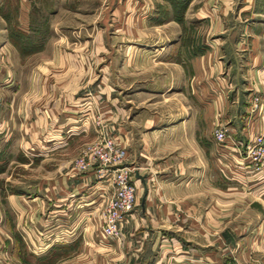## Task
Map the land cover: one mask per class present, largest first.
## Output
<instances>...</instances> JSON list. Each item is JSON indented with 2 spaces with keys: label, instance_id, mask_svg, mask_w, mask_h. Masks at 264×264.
<instances>
[{
  "label": "crops",
  "instance_id": "crops-1",
  "mask_svg": "<svg viewBox=\"0 0 264 264\" xmlns=\"http://www.w3.org/2000/svg\"><path fill=\"white\" fill-rule=\"evenodd\" d=\"M206 2L223 6L206 15L215 27L208 33L221 38L214 36L188 64L180 53L159 77L165 93L181 85L183 96L207 99L212 119L203 129L185 118L162 131L148 128L151 119L136 133L125 131L115 91L106 100L103 80L92 97L95 109L84 113L78 109L83 91L73 80L86 79L87 65L65 56L39 64L48 71L45 85L35 77L32 93L17 85L7 97L16 110L6 104L0 117V259L6 264H264V171L231 161L226 169L212 137L218 124L234 140L264 135V108L250 114V96L264 99V0ZM226 20L231 25L223 29ZM184 37L181 30V44ZM196 43L185 47L194 51ZM105 101H112L106 113ZM100 119H112L127 163L140 174L136 205L118 239L101 232L111 181L74 166L80 151L106 132ZM171 150L180 152L169 156Z\"/></svg>",
  "mask_w": 264,
  "mask_h": 264
},
{
  "label": "rangeland",
  "instance_id": "rangeland-1",
  "mask_svg": "<svg viewBox=\"0 0 264 264\" xmlns=\"http://www.w3.org/2000/svg\"><path fill=\"white\" fill-rule=\"evenodd\" d=\"M222 7L206 0H0V117L5 107L16 110V101L7 102V97L16 94L17 85L23 86L24 93L29 86L32 93L35 77L36 82L44 77L45 83L48 71L39 69L40 63L53 57L63 61L65 56L70 63L87 65L86 79L73 80V86L83 91L80 96L84 101L78 109L82 108L84 113L95 109L92 97L104 85L106 100L115 91L118 99L115 103L121 114L119 126L125 131L136 133L150 119L148 128L162 131L177 126L185 118L203 129L212 119L207 99L196 101L187 94L183 96L181 85L165 93L166 86L159 77L166 76L168 65L175 66L173 62L179 61L180 53L188 64L187 59L194 52L209 48L214 36L221 38L220 33L213 36L208 33L213 23L206 15L211 10L219 12ZM230 25L227 20L222 21L223 29ZM181 30L185 32L182 44ZM193 31L196 38L192 37ZM194 40L199 42L194 44V51L191 47L189 51L185 46L192 45ZM245 47L243 43L238 49ZM77 76L76 72L74 77ZM185 88L191 93L190 86ZM111 103L104 102V113ZM73 109L70 107L68 111ZM97 117L94 122L90 118L91 126H96ZM111 120L100 119L106 132L95 140L117 138L118 133L115 136L111 130ZM172 152L180 151L171 150L167 154L171 156ZM127 161L128 158L124 164L132 167ZM104 178L109 182V174Z\"/></svg>",
  "mask_w": 264,
  "mask_h": 264
},
{
  "label": "built area",
  "instance_id": "built-area-1",
  "mask_svg": "<svg viewBox=\"0 0 264 264\" xmlns=\"http://www.w3.org/2000/svg\"><path fill=\"white\" fill-rule=\"evenodd\" d=\"M264 108V99L257 94L250 96L252 117ZM228 129L218 124L212 130V137L220 145L223 166L227 169L229 161L243 165L256 173L264 171V135L252 134L244 140H234ZM127 151L117 139L105 137L87 145L75 159V168L82 172L95 168L99 177L109 174L113 191L103 201L101 210L105 238L118 239L121 224L136 205L138 189L135 184L134 168L125 165ZM0 264H6L0 259Z\"/></svg>",
  "mask_w": 264,
  "mask_h": 264
},
{
  "label": "water",
  "instance_id": "water-1",
  "mask_svg": "<svg viewBox=\"0 0 264 264\" xmlns=\"http://www.w3.org/2000/svg\"><path fill=\"white\" fill-rule=\"evenodd\" d=\"M135 176L136 177H140V175L138 174V172H135Z\"/></svg>",
  "mask_w": 264,
  "mask_h": 264
},
{
  "label": "trees",
  "instance_id": "trees-1",
  "mask_svg": "<svg viewBox=\"0 0 264 264\" xmlns=\"http://www.w3.org/2000/svg\"><path fill=\"white\" fill-rule=\"evenodd\" d=\"M13 41L17 44L18 42L15 40V39H13ZM40 47H38L37 49H39Z\"/></svg>",
  "mask_w": 264,
  "mask_h": 264
}]
</instances>
